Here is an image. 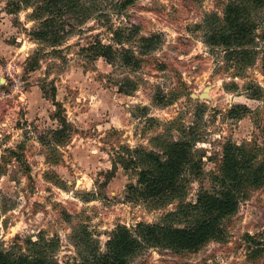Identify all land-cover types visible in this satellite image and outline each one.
Returning <instances> with one entry per match:
<instances>
[{"label": "rangeland", "instance_id": "374dc122", "mask_svg": "<svg viewBox=\"0 0 264 264\" xmlns=\"http://www.w3.org/2000/svg\"><path fill=\"white\" fill-rule=\"evenodd\" d=\"M231 3H244L243 22L256 29L250 45L226 52L206 33ZM96 44L111 47L110 62L94 55ZM208 88L209 98H194ZM179 139L191 145L183 191L137 195L150 169L140 155H163ZM229 143L264 164V5L0 0V252L77 264L93 248L105 252L119 227H187ZM242 188L220 239L146 246L130 264H264V182Z\"/></svg>", "mask_w": 264, "mask_h": 264}, {"label": "trees", "instance_id": "16d2710c", "mask_svg": "<svg viewBox=\"0 0 264 264\" xmlns=\"http://www.w3.org/2000/svg\"><path fill=\"white\" fill-rule=\"evenodd\" d=\"M44 1L48 6H51L52 3H61L65 6V0ZM250 1L256 7L264 5V0ZM245 13L244 3L228 4L223 20L221 21L215 16L212 20V28L207 30L208 45L213 48L222 46L226 52L237 50V48L243 49L250 45L256 27L243 22L247 19ZM50 23L51 21L46 25H50ZM48 35L49 31L46 30V32L39 33L38 37L48 40ZM99 48L102 53L99 52ZM92 49H94L93 53L96 57L105 58L110 62L111 47L96 44ZM57 107L59 108V105ZM59 118L60 128L54 134L58 140H63L61 133L68 129L69 125L60 115ZM246 149L243 145L235 143H229L224 149L221 163L222 175H220L222 177L216 176L213 193H205L192 207L194 211L199 210L200 212L193 221L194 223L184 228L139 225L134 232L126 227H119L107 242L105 252H99L98 248H93L90 253L88 252L84 256V260L77 264H130L131 258L146 246L191 250L197 249L209 239H220L222 236V231L219 229L220 221L237 210L239 197L244 191L242 187L247 184L261 185L264 182V164L258 165L255 162L254 153L251 154L252 150ZM162 150L163 155L153 152L140 155L141 161L148 164L150 169L140 173L139 187L132 188L137 195L138 192H141L144 197L153 198L167 195L170 192L173 195L183 191L180 184L185 167L191 159V145L185 140L179 139L166 142ZM32 245L37 244L32 243ZM86 245L83 246L86 247ZM0 264L51 263L46 260V253L40 251L39 257L30 254L0 252Z\"/></svg>", "mask_w": 264, "mask_h": 264}, {"label": "water", "instance_id": "95a60500", "mask_svg": "<svg viewBox=\"0 0 264 264\" xmlns=\"http://www.w3.org/2000/svg\"><path fill=\"white\" fill-rule=\"evenodd\" d=\"M208 90H209V88L205 90V93H203V94H201V95H199V96H194V98H195V99L209 98V95L207 94V91H208Z\"/></svg>", "mask_w": 264, "mask_h": 264}]
</instances>
